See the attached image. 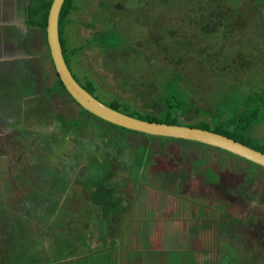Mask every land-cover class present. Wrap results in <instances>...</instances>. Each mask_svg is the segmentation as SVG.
I'll list each match as a JSON object with an SVG mask.
<instances>
[{"label":"flooded vegetation","instance_id":"flooded-vegetation-1","mask_svg":"<svg viewBox=\"0 0 264 264\" xmlns=\"http://www.w3.org/2000/svg\"><path fill=\"white\" fill-rule=\"evenodd\" d=\"M48 1L0 0V189L23 195L13 216L0 204V233L12 241L18 229L27 246L12 241L0 264H264V168L84 111L56 87L44 31L25 21Z\"/></svg>","mask_w":264,"mask_h":264},{"label":"rangeland","instance_id":"rangeland-1","mask_svg":"<svg viewBox=\"0 0 264 264\" xmlns=\"http://www.w3.org/2000/svg\"><path fill=\"white\" fill-rule=\"evenodd\" d=\"M196 1L198 0H73L72 6L77 9L70 10V14H68L70 22H65L62 25L64 30L62 39L65 40L67 49L77 52L78 62H73L70 67L72 73L82 82L86 74L92 76L95 87H99L94 96L99 97L102 102L108 103L112 99H116L133 104L137 110L147 109L143 106L151 100L159 102L161 91L171 78L169 76L172 69L181 72L182 79L195 92V98L201 100V106L207 105V99L212 102L231 97L233 84L230 79L213 78L204 83L203 78H208V74L213 75L211 69L208 66L191 64L194 62V58H191L190 53H197L201 48L198 46L199 44L206 45L211 42L208 37L203 38L200 33L194 32V23L199 19L196 9L200 8V6L194 8ZM246 15L248 14H244L243 17ZM109 32L121 33L124 46L119 47L122 49L120 53L103 50L98 42L91 44L93 39L98 40L94 38L96 34L106 33L108 39L114 41L116 36H109ZM32 33H35V38H37L41 32H36L33 28ZM44 37L45 33L44 36L43 34L41 36L42 41ZM212 39L217 40L216 44L219 45V37ZM184 43H188V46L185 47ZM235 44L237 46L238 42ZM44 50H46L45 45ZM181 52H185L186 56H189V62H184L181 59L183 62L176 66L175 60L180 57ZM7 55L11 58L14 57L11 53H7ZM119 60L123 62L125 71L120 69L122 66H119ZM262 63L264 64V59H262ZM44 67H48L46 59ZM48 72L52 75L50 79L52 82L53 77L56 78V76L51 70L50 64ZM262 79H264V74L257 72L255 82L260 84ZM23 81L24 77L20 79L18 74H14L12 87L15 90L22 89ZM245 89V87H241L236 90V100L243 98ZM129 90H134L135 94H130ZM147 91L152 96L146 93ZM66 100L69 104L70 98L66 97ZM148 111L151 112L152 109ZM199 118L208 121L203 117H198L193 121H198ZM254 135L256 138L264 136V128L258 127ZM130 147L134 151L139 150L133 144H130ZM217 153L225 158L226 162H229L230 159L232 162H237L234 157L224 152L217 151ZM4 164L5 160L0 158V173H4ZM241 167L245 168L244 163L241 164ZM255 169L253 168V171H256ZM26 171L28 174H32V170L27 169ZM257 174L264 178V171L258 170ZM4 184L7 182L4 181L0 188ZM75 197L80 198L79 195ZM22 200L21 189H0V204L7 206V209H2V211H6L8 216H13V213L10 212L12 210L9 208L17 209ZM2 220V216H0V223ZM7 223L9 226L11 220H8ZM0 229H2L1 226ZM18 234L17 229L12 235V241L26 251L27 246L17 241ZM12 241L2 232L0 233V260L2 257L6 258L8 253H13ZM25 242L29 243L28 240Z\"/></svg>","mask_w":264,"mask_h":264},{"label":"trees","instance_id":"trees-1","mask_svg":"<svg viewBox=\"0 0 264 264\" xmlns=\"http://www.w3.org/2000/svg\"><path fill=\"white\" fill-rule=\"evenodd\" d=\"M72 1L65 0L59 19L60 43L65 62L69 67L73 62H78L77 52L67 49L65 40L62 39L64 32L62 25L65 22H70L68 19L70 10L77 9L72 6ZM199 6L198 9L202 11L199 12L196 9L199 19L194 23V32L200 33L203 38L208 37L211 42L206 45L199 44L198 46L201 48L198 50V54L190 53L191 58H194V62L191 64L204 65L211 69L213 75L208 74V78H203L204 83L213 78L230 79L233 84L231 97L212 102L207 99V105L201 106V100L195 98V92L182 79L181 72L172 69L169 76L171 78L166 83V87H163L159 102L151 100L144 106L147 109L132 110L127 113L120 107L122 104L116 99L107 101L109 104L104 103L116 111L143 121L207 130L232 138L251 149L264 153V136L256 138L254 135L258 127L264 128V79L260 80V84L255 82L257 72L264 74V64L262 63V59H264V0H198L194 4V8ZM49 7L50 1L44 3L40 10H30L27 23L45 33ZM250 9L252 11H249ZM244 14L248 15L243 17ZM108 35L116 36V39L109 40L106 33L96 34L94 38L98 40L93 39L91 44L98 42L103 50L120 53L122 49L119 47L124 46L121 33L109 32ZM216 37H219V45L216 44L217 40L212 39ZM235 42H238L237 46ZM184 45L186 47L188 43H184ZM181 59L184 62H189V56H186L185 52H181L180 57L175 60L176 66L183 62ZM120 65L122 66L120 69L125 71L126 68L121 60H119ZM86 75L87 82L83 86L88 92L95 95L99 87H95L94 79L91 81L90 76ZM75 78L77 79V76ZM56 87L71 97L59 81L58 76ZM241 87L246 88L245 93L241 100H236L235 92ZM129 92L135 94L134 90H129ZM146 93L151 95L149 91ZM95 97L101 100L99 97ZM150 109H152L151 112L148 111ZM198 117L207 118L208 121L201 118L198 121H193Z\"/></svg>","mask_w":264,"mask_h":264},{"label":"water","instance_id":"water-1","mask_svg":"<svg viewBox=\"0 0 264 264\" xmlns=\"http://www.w3.org/2000/svg\"><path fill=\"white\" fill-rule=\"evenodd\" d=\"M45 39L49 54L64 89L86 112L109 124L140 133L194 141L220 148L264 168V153L253 150L231 138L199 128L143 121L116 111L97 99L74 78L66 64L59 37V19L65 0H49Z\"/></svg>","mask_w":264,"mask_h":264},{"label":"crops","instance_id":"crops-1","mask_svg":"<svg viewBox=\"0 0 264 264\" xmlns=\"http://www.w3.org/2000/svg\"><path fill=\"white\" fill-rule=\"evenodd\" d=\"M69 106L72 107V108H75V107H76L75 104H73V103H71V102H69ZM73 263H74V262H73Z\"/></svg>","mask_w":264,"mask_h":264}]
</instances>
